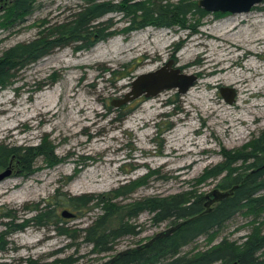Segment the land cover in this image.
<instances>
[{"label":"rangeland","instance_id":"rangeland-1","mask_svg":"<svg viewBox=\"0 0 264 264\" xmlns=\"http://www.w3.org/2000/svg\"><path fill=\"white\" fill-rule=\"evenodd\" d=\"M85 3L35 0L29 15L8 27L2 23L6 11L0 10V55L12 45L53 31L52 25L73 18ZM108 17L120 28L118 33L87 49H75L72 43L56 47L0 87V143L36 145L48 138L57 155L52 165L38 156L28 174L16 162L0 166V172L12 169L0 180V264H24L26 259L36 261L33 264H56V259L67 256L75 258L72 264H97L148 241L170 228L173 220L156 221L149 210L125 217L135 232L117 238L111 250L100 251L78 231L60 234L36 224L12 231L5 224L12 217L5 213H15L20 221L33 216L36 203L58 190L99 195L141 177L147 182L118 199L126 203L191 189L205 195L215 188L228 190L222 185L228 170L197 179L224 160L225 149H242L264 129V44L256 43L250 50L251 40L264 36V1L249 11H226L220 16L209 12L194 28L149 24L124 32L128 22L121 13L101 19ZM168 61L171 67L197 75L186 92L166 88L150 97L142 95L126 108L115 106L113 102L130 90L137 75ZM128 71L127 77L118 78ZM241 76L246 78L243 83L230 80ZM224 86L236 91L233 102L222 95ZM119 112L125 113L121 119ZM96 201L81 216L71 207L58 208L60 216L64 209L74 213L62 216L71 232L86 227L102 212ZM256 230L264 233V210L258 215L237 212L213 236H200L181 253L192 255L224 237L241 243Z\"/></svg>","mask_w":264,"mask_h":264},{"label":"trees","instance_id":"trees-1","mask_svg":"<svg viewBox=\"0 0 264 264\" xmlns=\"http://www.w3.org/2000/svg\"><path fill=\"white\" fill-rule=\"evenodd\" d=\"M34 2L35 0H7L4 3L6 13L3 16V26L8 27L25 12L31 11ZM112 12L122 14L123 19L128 22V25L122 27V31L129 32L149 24L194 28L210 11L200 7L196 0H86L85 4L75 10L73 18L64 20L56 27L52 25L53 31L40 34L30 41L17 43L3 51L0 55V87L12 81L18 70L56 47L72 43L75 44V49H87L118 33L120 28L114 27L113 17L101 19ZM214 14L220 16L223 12L216 11ZM108 71L116 73L111 68ZM128 75L129 71L120 73L118 78ZM126 107V104L121 106ZM124 115L125 113L119 112L118 119ZM223 153L224 160L207 169L197 181L228 170V180L222 185H227L228 189L235 184L238 186L228 196L210 206V210L205 205L206 195L196 189L165 197L145 196L126 203L118 199L147 182L145 177H141L99 195H72L63 191L59 193L58 190L53 196L36 203V213L31 217L17 221L15 213L6 212L5 216L12 219L5 224L12 231L23 230L31 224L57 230L60 234H74V231H78L95 248L109 251L117 238L135 232L134 226L125 217L131 218L143 210H149L154 213V220L171 218L172 225L176 227L147 246L126 252L113 264H264V233L259 230L248 235L241 243L224 237L219 243L192 255L181 253L185 246L200 236H213L237 212L258 215L264 210V129L242 149H225ZM40 155L47 158L50 165L57 160L55 146L48 138L36 145L0 143V166L8 167L10 163L16 162L23 174L33 172ZM237 162L242 163L234 165ZM70 178L72 176L68 177L69 180ZM96 199V205L102 212L86 227L74 228L71 232V226L59 215L58 208L71 207L76 212L75 215L81 216L84 214L83 210ZM116 222L117 225L113 227ZM1 237L4 239L2 235ZM2 246L0 241V248ZM74 260L73 256H67L56 259L54 263L72 264ZM35 262L33 259L24 260V264Z\"/></svg>","mask_w":264,"mask_h":264},{"label":"water","instance_id":"water-1","mask_svg":"<svg viewBox=\"0 0 264 264\" xmlns=\"http://www.w3.org/2000/svg\"><path fill=\"white\" fill-rule=\"evenodd\" d=\"M263 1L264 0H197V4L200 7L210 12H216V11L241 12V11H249L253 6ZM196 79H197L196 74H188L182 72L179 67H171V61H168L165 65H162L161 67L155 70L143 72L137 75L131 82L130 90H128L123 95V97L117 99L113 103L115 104V106L127 104L142 95H145L146 97H150L156 95L163 89L172 88V87H176L179 92L183 93L186 92L189 89V87L194 84ZM221 93L228 102H233L235 100L236 91L232 87H228V86L222 87ZM11 172L12 169L10 167L0 172V180L10 175ZM237 186L238 185L235 184L230 189L223 191L218 188L213 189L211 191V194L208 193L206 195L207 201L205 202V205L209 207L210 210L211 209L210 205L213 202H216L221 198L228 196ZM61 214L64 217H71L74 215V213L68 209H64L61 212ZM175 227H176L175 225H172L170 228L157 233L148 241H145L137 245L136 247H131L119 251L113 256L106 258L105 260L97 264H113L117 258L122 256L126 252L133 249H141L142 247L147 246L159 236L170 233Z\"/></svg>","mask_w":264,"mask_h":264},{"label":"bare ground","instance_id":"bare-ground-1","mask_svg":"<svg viewBox=\"0 0 264 264\" xmlns=\"http://www.w3.org/2000/svg\"><path fill=\"white\" fill-rule=\"evenodd\" d=\"M237 27V25H234L233 27H232V29H235ZM251 44H250V50H253V49H255V47L257 46V44L256 43H258V44H264V36H260V34L256 37V38H254V39H252L251 40V42H250ZM248 52V51H247ZM250 52V51H249ZM152 60H153V58H151ZM150 62V61H149ZM146 63V62H145ZM230 80H232V81H234V83H243L245 80H246V78L245 77H242L241 76V79H237V80H235V79H233V78H231ZM249 89H246L245 91H248ZM238 119H245L243 116H240V117H238ZM189 126H191V125H189ZM231 127V125H229L227 128H230ZM179 154H184V153H179ZM193 161H191V162H186L184 165L185 166H188L189 164L191 165V163H192Z\"/></svg>","mask_w":264,"mask_h":264},{"label":"flooded vegetation","instance_id":"flooded-vegetation-1","mask_svg":"<svg viewBox=\"0 0 264 264\" xmlns=\"http://www.w3.org/2000/svg\"><path fill=\"white\" fill-rule=\"evenodd\" d=\"M7 0H0V10H3V11H6V6H5V2H6ZM10 1H13L14 2V0H10ZM33 8V7H32ZM31 11H28V12H25L24 14H23V16L24 15H29V13H30Z\"/></svg>","mask_w":264,"mask_h":264}]
</instances>
